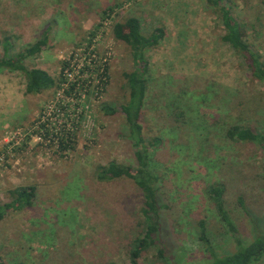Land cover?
<instances>
[{"label":"rangeland","instance_id":"obj_1","mask_svg":"<svg viewBox=\"0 0 264 264\" xmlns=\"http://www.w3.org/2000/svg\"><path fill=\"white\" fill-rule=\"evenodd\" d=\"M223 3L264 61V0ZM130 16L144 35L165 29L161 42L145 50L141 118L144 136L159 139L150 152L164 205L157 242L164 257L151 246L139 264H168V258L169 264H211L200 220L218 255L235 252V237L249 243L264 234V150L226 136L235 124L264 134V85L221 40L212 0H0V57L5 39L12 55L46 31V43L25 65L56 79L51 89L25 94L22 72H0V203L17 187H36L29 207L0 222L4 264H131L133 242L143 233V193L130 178L97 177L110 162L136 166L122 114L100 111L102 103L127 101L131 49L115 38L114 25ZM213 184L225 187L235 232L209 198Z\"/></svg>","mask_w":264,"mask_h":264},{"label":"trees","instance_id":"obj_2","mask_svg":"<svg viewBox=\"0 0 264 264\" xmlns=\"http://www.w3.org/2000/svg\"><path fill=\"white\" fill-rule=\"evenodd\" d=\"M212 1L216 6L224 29L221 40L241 56L252 78L264 85V61L261 56L246 42L243 36V28L234 18L229 5L227 6L223 3L224 0ZM46 34L47 32L45 31L44 36L40 40L12 55H9L11 49L10 41L5 39L2 42L4 54L0 57V72L3 70L22 72L25 77V94H38L56 85V79L44 69L28 68L25 65V60L38 53L46 43ZM114 36L116 39L128 44L131 49L133 69L125 74L128 97L127 101L119 106L112 107L102 103L100 111L109 116L118 113L122 114L127 128L126 137L135 149L136 166L132 168L127 165L110 162L107 166L99 169L97 177L99 180H111L120 177L130 178L143 193L144 203L141 209L143 233L134 240L133 247L130 250L131 264H139L138 259L141 253L151 246H158V255L164 257V249L160 244L157 245L163 231L160 213L164 205L159 201V186L157 185L159 175L154 168L150 152V148L157 145L159 139H148L144 136L141 118L145 104L149 71V62L146 58L145 50L155 47L161 42L165 36V29L161 26L156 27L151 33L144 35L140 20L137 17L130 16L123 23L114 25ZM233 101L235 99H230L226 103L229 104ZM173 112L177 120L184 115L183 111L178 107H174ZM226 136L233 141L257 144L264 150V134L248 126L232 125L227 129ZM224 190L225 187L222 184L211 185L208 189L209 198L222 221L231 231L235 232L234 226L225 210ZM35 191L36 187L33 185L20 186L13 189L11 191L12 199L9 202L0 203V222L8 212L29 207L33 202ZM240 203L242 204V201ZM244 210L246 212V208ZM252 222L255 223L254 218H252ZM198 229L199 239L206 245V249L211 252V264H255L264 257V234L255 236L249 243H244L240 238L235 237L237 242L235 252L218 255L209 245L204 220L198 222ZM169 261L170 258L166 260L168 264ZM0 264H4L1 256ZM15 264L24 263L17 262Z\"/></svg>","mask_w":264,"mask_h":264}]
</instances>
